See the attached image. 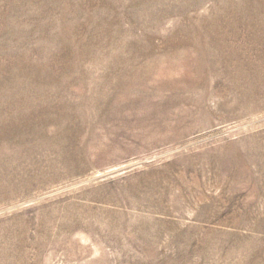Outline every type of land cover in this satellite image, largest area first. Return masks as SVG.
Listing matches in <instances>:
<instances>
[{"label": "rangeland", "instance_id": "rangeland-1", "mask_svg": "<svg viewBox=\"0 0 264 264\" xmlns=\"http://www.w3.org/2000/svg\"><path fill=\"white\" fill-rule=\"evenodd\" d=\"M0 264H264V0H0Z\"/></svg>", "mask_w": 264, "mask_h": 264}]
</instances>
